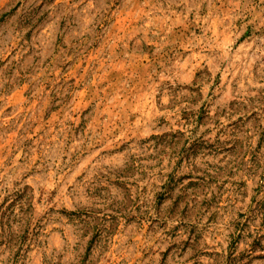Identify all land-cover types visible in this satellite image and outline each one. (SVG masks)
<instances>
[{
	"label": "rangeland",
	"instance_id": "374dc122",
	"mask_svg": "<svg viewBox=\"0 0 264 264\" xmlns=\"http://www.w3.org/2000/svg\"><path fill=\"white\" fill-rule=\"evenodd\" d=\"M0 264H264V0H0Z\"/></svg>",
	"mask_w": 264,
	"mask_h": 264
}]
</instances>
